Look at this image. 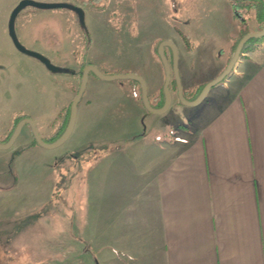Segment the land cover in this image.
I'll return each mask as SVG.
<instances>
[{
    "label": "rangeland",
    "instance_id": "obj_1",
    "mask_svg": "<svg viewBox=\"0 0 264 264\" xmlns=\"http://www.w3.org/2000/svg\"><path fill=\"white\" fill-rule=\"evenodd\" d=\"M20 1L0 0V143L9 135L14 119L20 116L35 121L44 142L51 138L77 93L81 65H92L106 76L126 74L140 77L141 71L150 67L153 76V57L159 61L156 55L158 46L167 41L158 42L156 39L166 38L171 32L182 40L187 39L191 33L185 25L190 24L197 12L208 16V7L221 3V0H100L90 4L87 0H30L69 4L81 8L84 13V22L80 23L69 8L26 7L15 18L14 32L19 43L43 55L60 69L51 72L39 60L18 52L11 42L8 20ZM244 18L245 24L240 25L241 21L231 19L233 24L230 26L229 19H224L222 32L230 29L238 36L240 29L244 28L251 33L258 26V20L253 11H248ZM229 33L215 43V48L224 50L222 58L215 56L201 74L197 75V67L190 72L186 84L190 89L182 90L185 101H193L195 94L207 84L202 85L203 81L215 79L227 66L225 63L233 55L230 51L236 39ZM177 36L173 37L177 39ZM261 41L263 43L264 38ZM151 43L153 55L148 54ZM261 47L264 49V44ZM171 62L169 59L170 69ZM234 72L236 70L215 87L232 78ZM170 77V109L163 115H156L157 125L145 128L139 139L133 137L140 130L137 124L136 127L133 124L132 102L125 103V108L115 104L129 98L127 88L131 84L136 86L135 99L140 101L139 83L126 79L103 81L90 73L77 105L76 127L65 143L54 149L33 146L14 155L13 151L31 142V133L25 126L10 149H0V264H66L82 254L80 251L84 247L78 251L75 239L78 238V224L81 221L82 226L86 212V203L80 202L79 186L86 180L90 162L87 155L94 147L104 150L111 144H118L126 150L145 143L147 139L173 138L178 125L188 124L207 102L209 94L197 106L181 103L176 96L172 73ZM151 79L153 81L156 77ZM157 79L156 85H151L152 94L155 88L162 87L163 76ZM85 101L92 102L88 107L91 112L81 117ZM111 103H114L112 108ZM146 114L151 117V113ZM80 145L82 150L74 151ZM81 155V166L74 167L73 156L79 158ZM67 195L82 204L68 205ZM81 258L79 256L78 260ZM82 260L95 264L89 254Z\"/></svg>",
    "mask_w": 264,
    "mask_h": 264
},
{
    "label": "crops",
    "instance_id": "obj_2",
    "mask_svg": "<svg viewBox=\"0 0 264 264\" xmlns=\"http://www.w3.org/2000/svg\"><path fill=\"white\" fill-rule=\"evenodd\" d=\"M213 6L208 16L197 12L185 25L191 33L187 41L173 32L156 39L174 45L183 91L190 89L186 84L194 68L201 74L215 56L222 58L224 50L217 47L216 52L215 43L228 32L236 36L230 29L222 32L224 19L229 26L238 22L229 1ZM263 44L242 54L235 75L209 92L201 111L189 125L179 124L173 138L147 139L126 150L118 144L93 148L85 183L79 186L80 202L86 203L83 219L79 210L84 223L79 222L75 239L78 251L84 247L82 258L66 264H87L82 259L88 254L95 264H264ZM152 47L148 54L153 55ZM164 55L171 60L169 48ZM154 59L156 79L150 67L141 77L157 108L161 87L152 94L151 85L164 79V68ZM128 86L129 98L115 104L125 108L132 102L133 124L140 130L133 137L139 139L145 128L157 125L156 114L149 117L135 99L136 86ZM91 103L82 105L81 117L91 112ZM73 158L72 165L80 167L82 155ZM67 202L82 204L68 195Z\"/></svg>",
    "mask_w": 264,
    "mask_h": 264
},
{
    "label": "water",
    "instance_id": "obj_3",
    "mask_svg": "<svg viewBox=\"0 0 264 264\" xmlns=\"http://www.w3.org/2000/svg\"><path fill=\"white\" fill-rule=\"evenodd\" d=\"M235 1H244V0H235ZM260 1L264 4V0H260ZM26 7H33V8H37V9L69 8L76 14L78 21L80 23L84 22V13H83L82 9L79 7L73 6V5H69V4L40 3V2H34V1H30V0H22L16 5V7L13 9V11L9 17L8 35L11 39L13 46L16 48V50L18 52L24 54V55H27V56H30V57H33V58L39 60L46 67V69H48L51 72L60 71V69L58 67H55L54 65H52L51 62L46 57H44L41 54H38L36 52H33V51L26 49L17 40L15 32H14L15 18L17 17L19 12L22 11ZM262 37H264V26L260 31L251 32V33L244 35L239 40L238 44L236 45L234 53H233L229 63L227 64V66L223 70V72L218 77H216L215 79L208 82L203 87V89L199 93V95L193 101H185L182 97V87L180 84V77H179V73L177 70V52H176L174 45L170 41H163L162 43H160V45L158 46V55H159V58L161 60L163 68H164V81H163V86H162V90H163V94H164V103H163L161 108H153L150 105L149 100H148V96H147L146 84L140 76L126 75V74L125 75L106 76V75L102 74L100 71H98V69L96 67H94L92 65H88V66L84 67V69L82 71L81 79H80V85H79L77 94L75 95L74 99L72 100V102L70 104L69 120H68V124L66 126V129L63 132V134L56 141H54L52 143L44 142L41 139V137L39 136L35 122L33 120H31L30 118H25V119H22L20 122H18V124L14 128L9 140L4 144L0 143V149L1 150L10 149L13 146V144L15 143L17 137L19 136L22 127L25 125H28L30 127L33 138L36 141L37 145L40 147H43L46 149H54V148L61 146L63 143H65L73 131V128L75 125V120H76L77 105H78L82 95L84 94V91H85V88L87 85V81H88V76L90 73L93 74L98 79H101L103 81H114V80H119V79H126V80H133V81L138 82L140 85L141 100H142L143 107L145 108V110L148 113L156 114V115H162V114L166 113L170 107L171 95L169 92V83H170V78H171L170 75L172 73L173 78H174L175 83H176L177 97L180 101H182L181 103H184L185 105H188V106H197L203 100H205V98L207 97V95L209 94L211 89H213V87L220 84L224 79L228 78L231 75V73L233 72V70L235 69V67L238 64L240 57L242 56L241 51H242L243 46L251 39L262 38ZM165 48H169L171 50V53H172L171 69H170L168 62H167L165 55H164Z\"/></svg>",
    "mask_w": 264,
    "mask_h": 264
},
{
    "label": "trees",
    "instance_id": "obj_4",
    "mask_svg": "<svg viewBox=\"0 0 264 264\" xmlns=\"http://www.w3.org/2000/svg\"><path fill=\"white\" fill-rule=\"evenodd\" d=\"M99 1L100 0H87V3L94 4V3H97ZM229 1H230V4H231V7H232V14H233L234 18H236L238 21H241L240 22V25H241V23L245 24V22H246L245 21L246 19L244 18V15L247 14L248 11H253L254 12V17H255L256 20H258V23L259 24L251 32L259 31V30H261L263 28V26H264V4L260 0H244V1L229 0ZM242 27H244V25ZM248 33H250L248 30H245L244 28L243 29H240V33H239L238 36H236V39H235V41L233 43V46H232V49L230 51L231 54L234 53V50H235L236 45L238 44L239 40L244 35H246ZM263 38L264 37H262V38H255V39L249 40L243 46L241 53H244V52L250 50L253 46H255V45L259 44L260 42H262L261 40H263ZM185 41H187L186 38H185ZM156 51H157V49L155 50V52ZM156 55L158 56V53L157 52H156ZM158 59L160 61L159 56H158ZM85 66L86 65H81L80 66L79 79H81V74H82V71H83V69H84ZM132 82L137 83L136 81H132ZM173 85H174V87L176 89V83H175L174 79H173ZM200 92L201 91L197 92L195 94V96L192 98V100H194L199 95ZM160 97H161L160 103H158V104L155 105L157 108H161L162 105H163V103H164V94H163L162 87H161V90H160ZM139 100L142 103L141 93H139ZM69 113H70V107L68 108V111H67V113L65 115V119L63 120L62 124L60 125L58 131L50 139H47V141H46L47 143H52V142L56 141L63 134V132L65 131L66 126L68 124ZM25 117L26 116H20V117H17L16 119H14L12 129H11L9 135L6 137V139H4V141L2 143H6L8 141L10 135L12 134V132H13L15 126H16V124L21 119H23ZM33 146H38V145H37L36 141L34 140V138L32 137L31 142L27 146L21 147L20 149H18L16 151H13V153H14V155H19L23 151H25L26 149H28L30 147H33Z\"/></svg>",
    "mask_w": 264,
    "mask_h": 264
},
{
    "label": "flooded vegetation",
    "instance_id": "obj_5",
    "mask_svg": "<svg viewBox=\"0 0 264 264\" xmlns=\"http://www.w3.org/2000/svg\"><path fill=\"white\" fill-rule=\"evenodd\" d=\"M166 60H167V59H166ZM171 61H172V53H171ZM228 61H229V60H228ZM167 62H168V60H167ZM227 63H228V62H227ZM171 64H172V63H171ZM162 66H163V65H162ZM79 69H80V68H79ZM79 71H80V70H79ZM176 96H177V95H176ZM70 104H71V103H70ZM70 104H69L68 108L70 107ZM65 115H66V111H65V113H64V115H63V117H62V120H61V122H60V124H59V127H60V125L62 124L63 120L65 119ZM25 118H28V117L26 116ZM25 118H23V119H25ZM30 119H31V118H30ZM21 120H22V119H21ZM21 120H20V121H21ZM31 120H33V119H31ZM20 121H19V122H20ZM34 122H35V121H34ZM17 124H18V123H17ZM17 124H16V125H17ZM35 125H36V123H35ZM25 126L28 127L27 129H28L29 132L32 134L30 127H29L28 125H25ZM25 126H23V127H25ZM15 127H16V126H15ZM23 127H22V129H23ZM59 127H58V129H59ZM36 128H37V127H36ZM22 129H21V131H22ZM58 129H57V131H58ZM57 131H56V132H57ZM20 133H21V132H20ZM54 134H55V133H54ZM54 134H53V135H54ZM53 135H52V136H53ZM10 136H11V135H10ZM19 136H20V134H19ZM19 136H18V137H19ZM18 137H17V139H18ZM32 137H33V135H31V138H32ZM9 138H10V137H9ZM17 139H16V140H17ZM49 139H50V138H49ZM8 140H9V139H8ZM31 140H32V139H31ZM2 144H4V143H2Z\"/></svg>",
    "mask_w": 264,
    "mask_h": 264
}]
</instances>
